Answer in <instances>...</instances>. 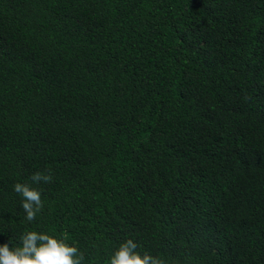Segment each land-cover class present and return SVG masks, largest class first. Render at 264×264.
I'll list each match as a JSON object with an SVG mask.
<instances>
[{
  "label": "trees",
  "instance_id": "16d2710c",
  "mask_svg": "<svg viewBox=\"0 0 264 264\" xmlns=\"http://www.w3.org/2000/svg\"><path fill=\"white\" fill-rule=\"evenodd\" d=\"M28 231L264 264V0H0V245Z\"/></svg>",
  "mask_w": 264,
  "mask_h": 264
},
{
  "label": "clouds",
  "instance_id": "9594fccd",
  "mask_svg": "<svg viewBox=\"0 0 264 264\" xmlns=\"http://www.w3.org/2000/svg\"><path fill=\"white\" fill-rule=\"evenodd\" d=\"M50 173L36 172L31 179L34 183H49ZM14 191L23 198L24 219L28 222L36 218L43 208L41 193L27 184L16 183ZM21 246L10 248L8 243L0 245V264H83L84 255L65 239L56 238L43 232L28 231L22 235ZM138 245L128 239L122 243L110 258L109 264H166L165 260L136 251Z\"/></svg>",
  "mask_w": 264,
  "mask_h": 264
}]
</instances>
